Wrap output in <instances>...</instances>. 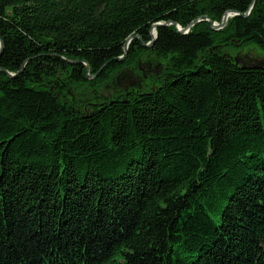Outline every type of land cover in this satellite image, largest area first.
Segmentation results:
<instances>
[{
    "label": "trees",
    "instance_id": "16d2710c",
    "mask_svg": "<svg viewBox=\"0 0 264 264\" xmlns=\"http://www.w3.org/2000/svg\"><path fill=\"white\" fill-rule=\"evenodd\" d=\"M0 42V264H264V0H0Z\"/></svg>",
    "mask_w": 264,
    "mask_h": 264
},
{
    "label": "water",
    "instance_id": "95a60500",
    "mask_svg": "<svg viewBox=\"0 0 264 264\" xmlns=\"http://www.w3.org/2000/svg\"><path fill=\"white\" fill-rule=\"evenodd\" d=\"M231 11H228L224 14L221 22L219 23H216V22H213L211 21V25H212V28L214 29H219V28H222L226 21H227V18L228 16L231 15ZM195 22V21H194ZM194 22H192L190 25H188V27L186 29H182L181 27L177 26L178 30H181V31H186L190 26H192L194 24ZM159 24H155L153 25L152 27V30L155 29V27H157ZM154 34V33H153ZM152 34V38H154V35ZM0 45H2V42H0ZM125 50H126V46H125ZM252 54H250L249 52H245V51H238L236 53V55L234 56V61L236 64H239L240 66H242L243 68H256L258 67L259 64L263 63L262 61H260L258 58L256 57H253L251 56ZM87 70H88V66L86 67ZM129 71L127 70H122L119 75L117 76L116 78V82L118 84V86L122 89H126L130 84H132V81H124L121 76H128V78L131 79L130 77V74H128ZM87 77L89 78L90 76L87 75Z\"/></svg>",
    "mask_w": 264,
    "mask_h": 264
},
{
    "label": "rangeland",
    "instance_id": "374dc122",
    "mask_svg": "<svg viewBox=\"0 0 264 264\" xmlns=\"http://www.w3.org/2000/svg\"><path fill=\"white\" fill-rule=\"evenodd\" d=\"M229 17V16H228ZM243 51H246V49L245 50H243ZM249 53L251 52V56H253V57H256V58H258L260 61H263L264 60V54H262L261 52H258V51H254V50H252V49H250V50H247ZM128 73V72H127ZM128 74H130V77H131V79L130 78H128V76H121V78L124 80V81H134V76H133V73L131 74L130 72L128 73Z\"/></svg>",
    "mask_w": 264,
    "mask_h": 264
}]
</instances>
